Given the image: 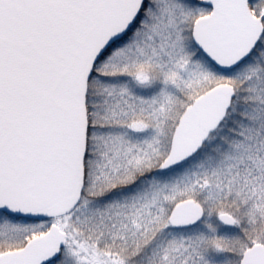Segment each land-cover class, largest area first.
I'll return each mask as SVG.
<instances>
[{
  "label": "snow or ice",
  "instance_id": "snow-or-ice-1",
  "mask_svg": "<svg viewBox=\"0 0 264 264\" xmlns=\"http://www.w3.org/2000/svg\"><path fill=\"white\" fill-rule=\"evenodd\" d=\"M0 264H264V0H0Z\"/></svg>",
  "mask_w": 264,
  "mask_h": 264
}]
</instances>
